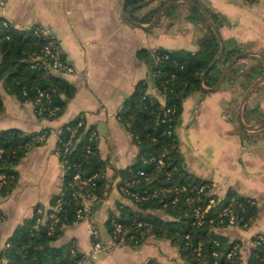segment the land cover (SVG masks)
<instances>
[{
	"label": "trees",
	"instance_id": "trees-1",
	"mask_svg": "<svg viewBox=\"0 0 264 264\" xmlns=\"http://www.w3.org/2000/svg\"><path fill=\"white\" fill-rule=\"evenodd\" d=\"M142 1L123 3L140 24H150L158 10L168 2H176L153 0L147 13L134 17L133 13L141 8L133 6ZM189 1L209 13L218 31L226 25L222 15L197 0ZM243 1L253 4L258 0ZM3 2L0 0V4ZM180 5L188 9L186 20L204 30L198 50L138 51V59L150 67L153 87L163 102L148 92L147 80L139 81L133 94L122 102L118 119L137 152L130 167L115 172L119 194L126 203L115 202L104 226L114 246L138 250L148 239L164 241L175 249L181 264H264V237H251L243 260L242 242L223 234L228 227L247 231L254 224L259 213L256 200L241 197L233 189L218 198L209 181L186 170L175 134L184 100L194 94H207L228 61L243 53L245 47L222 40L221 57L201 79L219 53V42L202 13L186 3H176L162 16L173 18ZM38 28L16 29L0 17V87L19 103H30L38 120L54 121L65 110V101L75 96V89L62 75L48 71L49 62L40 61L45 40L35 35ZM244 59H251L254 65L241 68L239 63ZM229 68L223 81L238 82L242 92L264 71L261 60L249 56ZM3 109L0 95V115ZM242 118L250 126L264 123V113L247 103ZM48 135L47 128L29 134L15 129L0 131V199L17 185L19 175L15 168L26 153L44 144ZM57 139L56 154L63 169L61 189L49 199L48 207L36 205L31 217L14 227L0 249V264H83L87 259L73 239L62 244L58 241L66 229L89 219L106 198V164L99 155L98 138L92 128H87L83 117L60 127ZM142 264L162 263L150 258Z\"/></svg>",
	"mask_w": 264,
	"mask_h": 264
},
{
	"label": "crops",
	"instance_id": "crops-1",
	"mask_svg": "<svg viewBox=\"0 0 264 264\" xmlns=\"http://www.w3.org/2000/svg\"><path fill=\"white\" fill-rule=\"evenodd\" d=\"M3 1L0 17L14 28L37 26L52 33L65 61L72 67L73 73L62 77L74 87L75 96L65 101L66 108L60 118L45 122L35 117L30 103H19L0 87L4 107L0 131L15 129L29 134L49 129L45 143L31 148L15 168L19 175L17 185L7 197L0 199L1 247L14 227L31 217L36 205L48 207L49 199L59 193L63 169L56 154L57 131L78 117L85 119L87 128H92L98 138L99 155L106 164L108 182L106 198L92 211L88 221L104 223L108 213L115 209L116 201L126 203L119 194V181L114 175L133 164L137 148L117 114L122 102L133 94L141 80H147L148 92L163 102L153 87L150 67L138 59L137 53L158 48L194 53L204 32L201 25L186 20L188 9L184 5L179 6L173 18L161 15L154 27L148 28L149 24H140L130 16V8L125 9L124 0ZM197 1L226 19V25L219 30L221 40L264 57V0L253 4L243 0ZM149 9L143 7L133 16L140 17ZM252 65L251 59L239 63L243 69ZM260 86L245 104L258 106L264 113V86L257 90ZM244 93L238 82L222 81L214 92L208 90L207 94L189 96L183 102L175 134L186 170L209 181L218 198L233 189L241 197L256 200L259 213L247 231L236 227L223 231L225 236L238 238L244 246L250 247L251 237H264V130H240L239 126L246 125L237 112ZM74 226L65 230L58 244L73 239L87 258L90 240L87 237V243L82 245Z\"/></svg>",
	"mask_w": 264,
	"mask_h": 264
},
{
	"label": "rangeland",
	"instance_id": "rangeland-1",
	"mask_svg": "<svg viewBox=\"0 0 264 264\" xmlns=\"http://www.w3.org/2000/svg\"><path fill=\"white\" fill-rule=\"evenodd\" d=\"M3 8L2 5L0 9L2 10ZM88 220L83 221L85 224H75L73 229L82 245L87 243V237L90 240L87 259L83 264H138L150 258H154L163 264H181L175 249L164 241L148 239L138 250H131L122 245L114 246L110 241L104 223L95 221V223L91 224ZM93 230L97 232L96 239L90 237V232ZM246 244L248 243L246 242ZM248 247L244 246L243 248V260L246 258Z\"/></svg>",
	"mask_w": 264,
	"mask_h": 264
},
{
	"label": "water",
	"instance_id": "water-1",
	"mask_svg": "<svg viewBox=\"0 0 264 264\" xmlns=\"http://www.w3.org/2000/svg\"><path fill=\"white\" fill-rule=\"evenodd\" d=\"M153 0H144L140 3H138L137 5H134L133 7L134 8H143V7H146L148 5H150V3L152 2ZM177 2H181V3H186L188 4L189 6H191L192 8H195L196 10H199L202 15L204 16L207 24H209L212 32L214 33L216 39L218 40L219 42V46H220V50H219V53L218 55L214 58V60L208 65V67L206 68V71L203 73L201 79H203V77L205 76V74L210 70V68L214 65V63L221 57L222 55V52L224 50V46H223V43H222V40L220 38V35H219V31L218 29L216 28L215 24H213L211 18H210V15L209 13L202 7L200 6L199 4L197 5L196 3H193L192 1H189V0H176V2H168L166 5H164L160 10H158L156 12V14L154 15V18L152 19L151 23L148 25V28H152L154 27V24L157 22V20L160 18V16L165 12L166 9L170 8L171 6H174L176 5ZM130 20V19H128ZM131 22V21H130ZM131 24H134L136 26H138V24L136 22H131ZM247 56H256L258 57L261 62H262V67H264V57L259 54V53H255V52H249V51H244L243 53H240L236 56H234L230 61H228V63L225 65V69L223 70L219 80L217 81V83L215 84V86L211 89H208L209 91H215L217 90V88L221 85L224 77L226 76L227 72L229 71V67L237 60L241 59V58H244V57H247ZM262 83H264V71L261 75L260 78H258L257 80H255L245 91L241 101H240V105L238 107V116L241 120L242 118V110H243V107L245 105V102L248 100V98L251 96V94L255 91V89L260 86ZM242 128L246 131H250V132H257V131H261V130H264V123L262 124H259V125H254V126H250V125H243L242 124Z\"/></svg>",
	"mask_w": 264,
	"mask_h": 264
},
{
	"label": "built area",
	"instance_id": "built-area-1",
	"mask_svg": "<svg viewBox=\"0 0 264 264\" xmlns=\"http://www.w3.org/2000/svg\"><path fill=\"white\" fill-rule=\"evenodd\" d=\"M3 4L1 3L0 6ZM1 8V7H0ZM35 35L38 37H41L43 40H45V46H44V51L43 55L40 58V61L46 63L49 62L48 64V71L53 73V74H59V75H67L73 73L72 67L70 64L66 61H62L64 54L62 50H60L59 45L55 39V37L52 35V33L45 28H38L35 30ZM48 59V61H47ZM42 95L39 94V97ZM52 113V111L50 112ZM77 178V176H75ZM88 207H85V210H87ZM90 237L95 238L97 237V232L93 230L90 232Z\"/></svg>",
	"mask_w": 264,
	"mask_h": 264
}]
</instances>
